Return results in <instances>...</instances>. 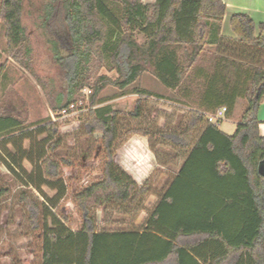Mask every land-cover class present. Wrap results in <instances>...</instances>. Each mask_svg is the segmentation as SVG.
<instances>
[{
  "label": "trees",
  "instance_id": "obj_1",
  "mask_svg": "<svg viewBox=\"0 0 264 264\" xmlns=\"http://www.w3.org/2000/svg\"><path fill=\"white\" fill-rule=\"evenodd\" d=\"M68 40L69 53L54 49L66 69L68 89L53 111H64L85 100L91 90L89 115L84 121L87 134L96 137L102 176L78 186L73 200L81 223L78 231L60 218L49 202H41L28 191L21 200L28 213L36 258L31 264H264V136L259 132L258 112L264 98V35L256 36L255 21L246 12H236L231 26L236 39L221 33L226 12L223 0H58ZM24 0H2L0 21L6 28L8 52L29 67L31 47L22 23ZM120 9V14L114 6ZM48 14L53 17L54 6ZM263 29V25L261 26ZM136 33L145 36L143 43ZM65 39V40H66ZM217 44L228 57L210 53ZM231 60L233 80L226 78L222 62ZM111 63L118 72L113 79L99 74ZM247 63L251 67L244 69ZM150 72L169 88L199 77L207 102L226 97L231 111L238 97L246 108L230 135L220 128L222 120L208 121V114L193 109L178 131H158L174 146L187 152L179 172L161 196L145 228L107 231L97 229L94 209L111 203L125 205L149 193L118 163L119 117L122 111L110 105L100 107L101 93L108 86L121 90ZM1 80V76H0ZM232 81V82H231ZM140 97L131 117L143 116V97H163L137 86ZM221 106V105H218ZM215 113V112H214ZM50 138L59 126L46 119ZM24 121L10 113L0 114V138L23 128ZM205 126L194 141V132ZM150 135L147 129L129 131ZM15 144H17L15 142ZM58 142L52 143L54 150ZM24 158L30 150L19 147ZM39 152L46 182L59 180L65 166L75 167L70 157L54 159ZM5 190H0V195Z\"/></svg>",
  "mask_w": 264,
  "mask_h": 264
},
{
  "label": "rangeland",
  "instance_id": "obj_2",
  "mask_svg": "<svg viewBox=\"0 0 264 264\" xmlns=\"http://www.w3.org/2000/svg\"><path fill=\"white\" fill-rule=\"evenodd\" d=\"M0 0V12H1ZM54 6L55 14L50 17L49 6ZM117 13L120 9L114 6ZM22 23L31 47L30 66L21 65L8 52L6 28L0 21V114L10 113L24 121L23 128L13 134L0 138V264H31L36 258V249L28 213L21 200V194L28 191L41 202H49L54 213L60 218L68 216L67 225L73 230L80 228V215L73 200L75 189L93 180L99 179L100 155L96 137L87 134L84 121L90 111L88 98L90 89L85 88L84 103L76 104L68 111H53L52 105L65 101L68 82L66 69L57 60L54 41H57L63 55L69 53L66 30L63 23L61 6L58 0H24ZM66 39V40H65ZM136 39L143 43L145 36L136 33ZM99 74L118 77L111 63L99 70ZM144 87L163 97L152 95L143 97V116L135 120L131 117L136 101L140 97L133 89ZM183 89H170L150 72H145L140 80L121 90L108 86L102 93L100 107L110 105L122 111L119 117L120 138L117 142L118 163L142 185L147 179L150 184L148 194L136 202L125 205L115 203L96 207L97 229L107 231H142L169 182L176 175L179 165L187 152L174 146L158 131L181 130L191 108H198L196 95L183 106L178 99ZM182 103V105L180 103ZM247 100H239L238 114L246 108ZM235 118L231 117L223 125L224 130L235 129ZM46 119L59 126V134L50 138L46 129ZM132 129H147L150 135L130 133ZM198 132V131H196ZM15 142L17 144H15ZM58 146L53 150L52 143ZM19 147L30 150V157L24 158ZM45 151L54 159L70 157L75 167L65 166L59 180L46 182L41 170L39 152Z\"/></svg>",
  "mask_w": 264,
  "mask_h": 264
},
{
  "label": "crops",
  "instance_id": "obj_3",
  "mask_svg": "<svg viewBox=\"0 0 264 264\" xmlns=\"http://www.w3.org/2000/svg\"><path fill=\"white\" fill-rule=\"evenodd\" d=\"M142 1L144 3H153L156 0H142ZM223 2L226 4V12H225V16H224V19L222 22V28H221V33L224 37L231 38V39H236L238 37L232 29L231 17L234 13L241 12V11L248 13L253 18V20L255 21L256 36H258L260 33H263V35H264V0H223ZM262 25H263V29L261 27ZM206 49L212 54L228 57L226 53L218 51V45L217 44H210L206 47ZM221 64H223V66L225 67V69L221 70V71H224V74H226V78H229V79L231 78L233 80V75H234L233 67L234 66L231 63V60L229 59L228 62L225 61L224 63L222 62ZM241 66L244 69H249L251 67L247 63H242ZM191 81L192 80L184 81L178 87L170 88V89H176V90L177 89H183V91L181 93L182 96L178 99L180 102L183 103V106L190 105L189 101H191L192 98H194V96H192V95H196L198 97V103H197L198 108H191L192 110L197 109V110H200L206 114L214 113V112H217L219 110H225V118L220 123V128L223 131H225L227 134L232 135L235 132L237 123L240 121L241 116L243 114V113L242 114L237 113V109L239 106V100L242 99V96L237 98L234 107L229 112V111H227V103L228 102L226 100V97H222L221 100L211 101L208 103L206 98H205V95H204V91H203L204 85L202 83V80L199 77L194 76L193 82H191ZM182 103H180V104L182 105ZM218 105H221V106H218ZM237 116H238V118L239 117L240 118L238 120L235 118V124H236L235 129L232 131L224 130L223 125H225V123L227 121H229L231 119V117H237ZM258 119H259L260 135L264 136V98L261 102V106H260V109L258 112ZM204 127L205 126H202V127H199L195 130L194 137H193L194 141H196L199 138V136L203 132ZM196 131H198V132H196ZM186 157H187V155L185 156V158L182 160L181 164L179 165L178 172L181 169L183 163L185 162ZM135 180L137 181V179H135ZM171 182H172V179L169 182V185ZM169 185H168V187H169ZM167 188L165 189V191L167 190Z\"/></svg>",
  "mask_w": 264,
  "mask_h": 264
},
{
  "label": "built area",
  "instance_id": "obj_4",
  "mask_svg": "<svg viewBox=\"0 0 264 264\" xmlns=\"http://www.w3.org/2000/svg\"><path fill=\"white\" fill-rule=\"evenodd\" d=\"M90 92H91V90H90ZM83 103H84V101L82 100V101H80V102H78L76 104H81L82 105ZM76 104H72L69 109L75 108ZM69 109H65L64 111H68ZM224 118H225V110H219V111H217L215 113H210L208 115V121L212 122V123H215L218 120H223Z\"/></svg>",
  "mask_w": 264,
  "mask_h": 264
},
{
  "label": "water",
  "instance_id": "obj_5",
  "mask_svg": "<svg viewBox=\"0 0 264 264\" xmlns=\"http://www.w3.org/2000/svg\"><path fill=\"white\" fill-rule=\"evenodd\" d=\"M259 171L264 176V163L260 165Z\"/></svg>",
  "mask_w": 264,
  "mask_h": 264
}]
</instances>
